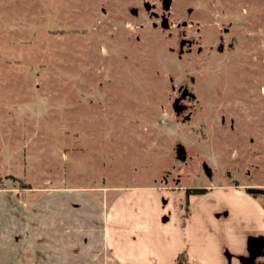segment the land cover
Instances as JSON below:
<instances>
[{
  "label": "rangeland",
  "instance_id": "1",
  "mask_svg": "<svg viewBox=\"0 0 264 264\" xmlns=\"http://www.w3.org/2000/svg\"><path fill=\"white\" fill-rule=\"evenodd\" d=\"M139 1L0 0V187L29 203L44 188L109 200L157 186L170 208L206 188L187 197L205 244L263 234L264 193L243 188L264 190V0H195L200 43L233 44L181 59L174 35L133 17ZM187 5L173 0L172 20ZM180 84L194 97L176 115Z\"/></svg>",
  "mask_w": 264,
  "mask_h": 264
},
{
  "label": "crops",
  "instance_id": "2",
  "mask_svg": "<svg viewBox=\"0 0 264 264\" xmlns=\"http://www.w3.org/2000/svg\"><path fill=\"white\" fill-rule=\"evenodd\" d=\"M102 189L44 188L27 203L0 188V264H176L184 250L182 264H245L252 232L236 246H208L213 237L192 222V205L173 200L170 208L165 190L123 187L108 200Z\"/></svg>",
  "mask_w": 264,
  "mask_h": 264
},
{
  "label": "flooded vegetation",
  "instance_id": "3",
  "mask_svg": "<svg viewBox=\"0 0 264 264\" xmlns=\"http://www.w3.org/2000/svg\"><path fill=\"white\" fill-rule=\"evenodd\" d=\"M203 1V0H201ZM173 5V0H140L138 5L130 8V12L133 17H138L139 14L144 13L152 19L150 25L153 28H159L163 32H167V36H175V48L174 52L178 59L183 56L200 55L205 52L206 54L212 51L221 53L223 52L225 46H231L233 43L229 41L225 42V38L222 35L217 36V40L214 43H208L206 45L200 43V39L197 36L200 35V31L205 29L204 21L196 19V13L198 12V6L195 0H189V5L183 9V17L177 20H172L171 18V7ZM159 10V11H158ZM101 11L105 12V9L101 7ZM232 22H228V27H224L221 31L223 34H227L231 27ZM142 26V24H140ZM173 50V47L170 49ZM192 81V79H191ZM173 88V87H172ZM176 93L178 96L174 99L172 106L175 113L181 115L184 110L188 109L186 103H183L187 98H193V93L190 88L185 84H180L176 87ZM184 94V96H182ZM176 108L177 110L175 111ZM221 123H224V119L221 118ZM231 127V124H230ZM178 153L182 154L183 150H178ZM253 188V187H244ZM244 191V190H243ZM217 216L220 213L216 214ZM245 256H242V261L245 264H262V256H264V234H249L246 237L245 244ZM227 258L230 259V254L226 251ZM258 254V255H256ZM254 257V258H253Z\"/></svg>",
  "mask_w": 264,
  "mask_h": 264
},
{
  "label": "trees",
  "instance_id": "4",
  "mask_svg": "<svg viewBox=\"0 0 264 264\" xmlns=\"http://www.w3.org/2000/svg\"><path fill=\"white\" fill-rule=\"evenodd\" d=\"M2 188V187H0ZM2 189H5L4 187ZM206 188H196V187H190V188H185L184 191H185V200H184V204L186 205V209L188 208V205H189V200H188V196L191 195V194H204L206 192ZM244 192L251 196L252 198H256L257 195L259 193H264V190H259V189H256V188H246L244 189ZM17 198H19V194L18 193H15L14 194ZM188 260V252L186 250H184L183 252H181L178 256H177V259L175 261L176 264H182L184 262H187Z\"/></svg>",
  "mask_w": 264,
  "mask_h": 264
},
{
  "label": "water",
  "instance_id": "5",
  "mask_svg": "<svg viewBox=\"0 0 264 264\" xmlns=\"http://www.w3.org/2000/svg\"><path fill=\"white\" fill-rule=\"evenodd\" d=\"M182 96H184V94L182 95ZM175 109V111L177 110L176 108H174ZM179 113H176V115H178ZM183 150V149H182ZM202 167H203V171H204V173L206 174V175H208L209 177L211 176V169H210V167L205 163V162H203L202 163ZM164 203H165V201H164ZM167 219H168V216L167 215H164L162 218H161V220L164 222V221H167ZM256 255H258V254H256ZM254 258V257H253Z\"/></svg>",
  "mask_w": 264,
  "mask_h": 264
}]
</instances>
